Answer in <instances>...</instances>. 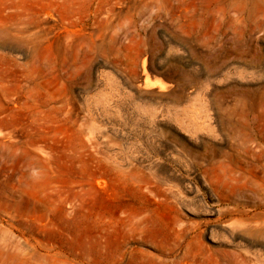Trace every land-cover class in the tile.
<instances>
[{
	"label": "rangeland",
	"instance_id": "1",
	"mask_svg": "<svg viewBox=\"0 0 264 264\" xmlns=\"http://www.w3.org/2000/svg\"><path fill=\"white\" fill-rule=\"evenodd\" d=\"M0 264H264V0H0Z\"/></svg>",
	"mask_w": 264,
	"mask_h": 264
},
{
	"label": "bare ground",
	"instance_id": "2",
	"mask_svg": "<svg viewBox=\"0 0 264 264\" xmlns=\"http://www.w3.org/2000/svg\"><path fill=\"white\" fill-rule=\"evenodd\" d=\"M230 213H231V212H226V213L224 212V213H222L221 215H222V216H226V215L228 216V214H230Z\"/></svg>",
	"mask_w": 264,
	"mask_h": 264
}]
</instances>
